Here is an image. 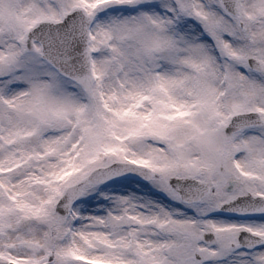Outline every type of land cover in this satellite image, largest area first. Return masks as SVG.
Here are the masks:
<instances>
[{
  "label": "snow or ice",
  "instance_id": "obj_1",
  "mask_svg": "<svg viewBox=\"0 0 264 264\" xmlns=\"http://www.w3.org/2000/svg\"><path fill=\"white\" fill-rule=\"evenodd\" d=\"M0 264H264V0H0Z\"/></svg>",
  "mask_w": 264,
  "mask_h": 264
}]
</instances>
